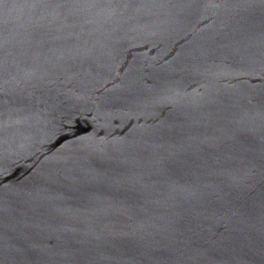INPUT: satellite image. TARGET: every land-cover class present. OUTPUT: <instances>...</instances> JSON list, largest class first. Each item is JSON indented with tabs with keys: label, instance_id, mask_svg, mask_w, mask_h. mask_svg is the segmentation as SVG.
<instances>
[{
	"label": "water",
	"instance_id": "water-1",
	"mask_svg": "<svg viewBox=\"0 0 264 264\" xmlns=\"http://www.w3.org/2000/svg\"><path fill=\"white\" fill-rule=\"evenodd\" d=\"M0 264H264V0H0Z\"/></svg>",
	"mask_w": 264,
	"mask_h": 264
}]
</instances>
